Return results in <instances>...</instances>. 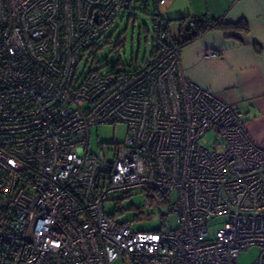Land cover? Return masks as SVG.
Masks as SVG:
<instances>
[{"label": "built area", "instance_id": "obj_1", "mask_svg": "<svg viewBox=\"0 0 264 264\" xmlns=\"http://www.w3.org/2000/svg\"><path fill=\"white\" fill-rule=\"evenodd\" d=\"M165 1L154 0L146 60L78 73L135 0H0V264H237L252 246L264 264V147L186 78ZM119 122L125 140L91 152L90 127ZM209 130L212 149L200 143ZM172 190L169 231L104 211L117 193L139 191L147 206Z\"/></svg>", "mask_w": 264, "mask_h": 264}, {"label": "crops", "instance_id": "obj_2", "mask_svg": "<svg viewBox=\"0 0 264 264\" xmlns=\"http://www.w3.org/2000/svg\"><path fill=\"white\" fill-rule=\"evenodd\" d=\"M158 10L177 41L193 30L180 28L177 18L207 15L223 23L246 22L247 31L212 29L183 40L180 66L189 81L238 110L247 131L264 147V0H166ZM208 51L217 55L205 57Z\"/></svg>", "mask_w": 264, "mask_h": 264}, {"label": "rangeland", "instance_id": "obj_3", "mask_svg": "<svg viewBox=\"0 0 264 264\" xmlns=\"http://www.w3.org/2000/svg\"><path fill=\"white\" fill-rule=\"evenodd\" d=\"M148 6L143 10L140 2H134L131 9L125 11L123 16L107 30L106 36L110 42L105 44L102 51H98V63H91L85 59L78 64V73L81 70L87 72L90 69L103 65L116 66L117 69L131 68L146 60L151 52L152 29L150 14L156 10L153 0H147ZM172 23L176 21L171 20ZM128 133L125 123L100 124L89 129L90 151L96 152L98 146L121 143ZM217 135L214 130L205 132L200 143L212 149L216 146ZM148 205L144 206L145 196L134 191L129 194L117 193L104 201V211L111 215L117 222L131 221L132 228L140 231H169L177 226L176 218L171 211L172 204L176 201V192L159 197L158 193L150 192ZM227 220L224 216L212 218L207 228L209 235ZM257 246L249 247L241 251L237 256V264H252L259 253ZM111 264H117L113 262Z\"/></svg>", "mask_w": 264, "mask_h": 264}, {"label": "trees", "instance_id": "obj_4", "mask_svg": "<svg viewBox=\"0 0 264 264\" xmlns=\"http://www.w3.org/2000/svg\"><path fill=\"white\" fill-rule=\"evenodd\" d=\"M135 2H140V5H142V7L143 6L145 7V3L147 2V0H135ZM188 19L193 20V25L187 24ZM177 21L179 22L180 28L182 29H187L186 25L193 28L192 33L190 34L188 38H184L182 39V41H177L176 39H173L177 43L178 46H180L182 42H184L185 40L196 37L199 34L207 30H212V29H221V30H229V31H237V30L247 31L248 30L247 24L243 20H240L236 23H223L219 19L207 16V15H203L200 17H191V18L181 17V18H177ZM97 53L95 49V51L93 52V56L97 55ZM158 195L161 198L164 196L162 194H158Z\"/></svg>", "mask_w": 264, "mask_h": 264}]
</instances>
